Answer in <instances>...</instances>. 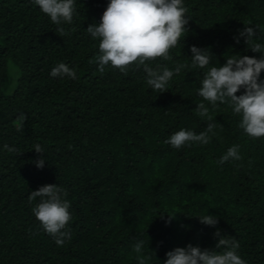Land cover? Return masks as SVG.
<instances>
[{"label":"trees","instance_id":"16d2710c","mask_svg":"<svg viewBox=\"0 0 264 264\" xmlns=\"http://www.w3.org/2000/svg\"><path fill=\"white\" fill-rule=\"evenodd\" d=\"M108 2L76 0L61 37L33 0H0V264H138L150 250L147 264H163L175 247L214 249L217 229L239 242L247 264H264V136H248L230 103L213 106L197 94L209 67L230 55L259 58L233 37L251 21L254 42L264 44V0H183L191 19L182 47L169 50L170 61H146L189 65L163 93L147 84L143 66H130L127 75L106 66L101 75L89 63L99 39L86 28L100 23ZM190 45L212 53L208 67H190ZM59 63L79 78L50 76ZM200 102L215 120L210 142L179 150L166 144L181 129L206 131L209 121L196 115ZM20 114L27 116L23 131ZM36 144L42 168L34 163ZM235 145L241 159L218 163ZM45 184H58L71 202V239L63 245L36 219L39 198L28 200ZM205 214L217 217L215 227L199 222Z\"/></svg>","mask_w":264,"mask_h":264},{"label":"clouds","instance_id":"9594fccd","mask_svg":"<svg viewBox=\"0 0 264 264\" xmlns=\"http://www.w3.org/2000/svg\"><path fill=\"white\" fill-rule=\"evenodd\" d=\"M33 2L50 18L52 24L58 26L57 35L64 37L69 34L61 25L73 24L74 15L78 11L75 6L76 0ZM187 13L188 8L183 4V0H109L100 23H90L86 28L93 40L99 39V54L90 59L89 63H96L97 71L101 75L104 74L106 66L119 69L124 75L128 74L132 65L137 68L143 66L147 76L146 82L156 93L169 90V82L173 76L180 74L189 65L177 64L174 69H169L159 63L151 67L146 61H155L157 58L164 61L172 60L169 50L175 48L178 43L182 47V39L189 32L187 25L191 17ZM249 25H252L251 21L245 24L242 30H238V35L233 39L239 44L240 38H243L253 53H260L259 58L230 55L223 65L209 67L204 73L197 94L213 106L217 101L230 103L233 112L241 117L239 127L248 136L259 138L264 136V78H261V72L264 70V44L254 42L257 26ZM189 49L192 53L191 68L205 69L211 64L213 55L208 49L195 45H190ZM50 76L79 78L76 70L65 63H59L54 67ZM241 89L242 93L236 95ZM196 115L209 121L206 131L196 134L181 129L170 135L165 143L177 150L185 145L191 146L192 143L207 145L210 142L209 133H212L216 126L213 122L214 117L209 115V108L203 102L196 105ZM26 120L27 116L20 114L17 131H23ZM4 147L7 152L15 153L17 156L23 153L8 145ZM238 149L239 145L230 147L218 163L223 164L230 159L240 160ZM34 150L39 154L34 163L37 168H42L45 163L44 150L40 144H36ZM67 195V191L58 184L42 185L28 195L29 202L39 198L32 211L57 245H63L65 240L71 239L68 227L72 220L69 211L71 202L64 198ZM174 216L175 214L168 215L169 220L165 223H170ZM197 217L199 222L206 226L215 227L218 223L215 215L205 214ZM214 236L217 238L214 249H201L191 243L185 247H175L165 253L167 258L163 264H247L238 254L240 247L238 241L230 236L221 235L219 229L214 232ZM144 247L145 242L140 239L134 245V251L139 254ZM221 249L223 251H220ZM150 253L151 255L147 256L138 255V264H147L152 256H155L153 250H150Z\"/></svg>","mask_w":264,"mask_h":264}]
</instances>
